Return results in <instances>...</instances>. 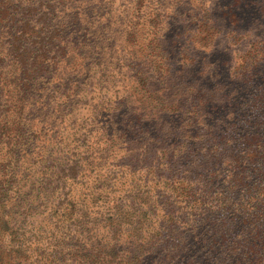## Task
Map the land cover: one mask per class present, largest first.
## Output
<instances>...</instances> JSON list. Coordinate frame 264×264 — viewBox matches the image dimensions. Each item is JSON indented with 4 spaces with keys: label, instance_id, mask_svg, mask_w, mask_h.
I'll use <instances>...</instances> for the list:
<instances>
[{
    "label": "trees",
    "instance_id": "trees-1",
    "mask_svg": "<svg viewBox=\"0 0 264 264\" xmlns=\"http://www.w3.org/2000/svg\"><path fill=\"white\" fill-rule=\"evenodd\" d=\"M125 4L0 0V264H264V0Z\"/></svg>",
    "mask_w": 264,
    "mask_h": 264
},
{
    "label": "rangeland",
    "instance_id": "rangeland-1",
    "mask_svg": "<svg viewBox=\"0 0 264 264\" xmlns=\"http://www.w3.org/2000/svg\"><path fill=\"white\" fill-rule=\"evenodd\" d=\"M130 2V0H125V3H127V4H125V5H128V3ZM121 26H119L117 29H116V31L118 32V31H120L121 29H123V28H120ZM119 35V34H118ZM91 41H93V40H91Z\"/></svg>",
    "mask_w": 264,
    "mask_h": 264
}]
</instances>
